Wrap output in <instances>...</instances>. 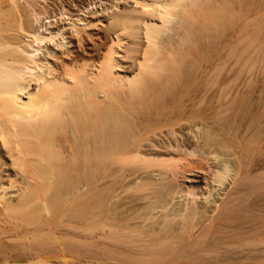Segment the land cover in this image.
I'll return each instance as SVG.
<instances>
[{"label": "bare ground", "instance_id": "bare-ground-1", "mask_svg": "<svg viewBox=\"0 0 264 264\" xmlns=\"http://www.w3.org/2000/svg\"><path fill=\"white\" fill-rule=\"evenodd\" d=\"M109 1L103 12L72 19L71 5L80 12L91 4L0 0V259L5 264H165L167 255L158 251L165 241L151 233L158 228L159 213L173 203L164 218L188 221L198 213L209 221L224 208L223 197L211 198L212 188L201 191L211 184L222 188L230 164L221 153L214 159L213 179L201 184L197 173L204 172L202 164L190 161L183 173L184 157L179 156L182 171L173 166L177 160L170 155L187 154L191 144L205 147L208 154L216 152L209 150L215 147L209 142L208 114H197L194 98L182 100L181 94L182 102L176 101L172 93L189 76L202 81L215 77L220 79L217 103L222 110L227 63L237 66L244 59L261 58L264 0ZM172 95L175 111L168 102ZM85 174L93 177L91 183L82 181ZM104 174L115 182L136 178L134 186L146 189L136 201L144 203H136L129 223L116 228L106 221L115 215L110 201L112 209L107 208L105 217L99 213L94 225L105 222L108 229L100 226L83 253L82 229L70 215L76 216L88 199L93 207L99 198L104 201ZM236 176L230 192L237 188ZM176 178L182 183L171 191L169 182ZM160 192L165 199L158 200ZM191 197L190 203L179 201ZM145 208L151 211L149 217L141 212ZM226 223H216L220 238L230 231ZM194 227L184 224L185 230ZM190 232L183 244L193 241ZM41 240L53 245L37 247ZM18 241L24 242L22 248L15 246Z\"/></svg>", "mask_w": 264, "mask_h": 264}, {"label": "rangeland", "instance_id": "rangeland-1", "mask_svg": "<svg viewBox=\"0 0 264 264\" xmlns=\"http://www.w3.org/2000/svg\"><path fill=\"white\" fill-rule=\"evenodd\" d=\"M57 1L61 3L63 0H57ZM73 1L74 0H68V2H73ZM83 1L86 4L87 3L91 4L89 8L87 9L85 8V6H83L82 10L84 11L77 12L76 10H78V8H73V6L71 5L70 9L72 10L71 11L72 16H69V18L71 17H73L72 19L82 18L83 17L82 14L84 15L86 12L87 13L93 12V13L98 14L100 12H103L102 11L103 6L110 7L111 5V1L109 0H83ZM120 1L122 2L123 0H120ZM92 3H95V4H92ZM54 16L52 17V20L53 19L57 20V18H55ZM262 21L264 22V20ZM263 39L264 38H262V41H264ZM262 41H261V44H262ZM258 51H259L261 58L255 61L244 59L241 62V64L237 66L236 65L233 66L231 62L227 63L224 69L225 73L223 71L224 77L221 76L223 77V80H225L224 83L226 87L225 88L226 93L224 94L225 102H224V106L222 110H220V107L218 105L219 103H217L219 99L217 95L218 94L217 88L220 83V79L216 78L215 80V77L214 78L212 77L210 81L209 79L207 81H204V80L202 81L200 77H197L195 75L193 76L191 75L192 77L189 76L188 78L190 80L187 78L185 79L184 77L185 82L184 80H181L180 83L177 84V86L179 87L176 86V88L174 89V92L172 91L173 92L172 94L175 95L176 101L179 100V97H180L179 95L181 94H182L181 97H183L182 100H188L189 98L192 97L194 98L192 99L194 101L191 103L192 104L194 103V110L197 112V114L198 113L199 114L202 113L204 115L208 114L209 121L211 122L209 133H210V136H212L211 138L212 140L209 142L210 143L212 142L211 144L214 143L213 145L215 147L214 148L215 150L209 149V147L211 146L209 145L210 143L209 144L207 143L209 147L206 146V150L208 148L210 151L216 152V153L213 152V153L208 154V153H205L206 151L204 152L205 147H201V146L199 147L196 144V146L198 147L194 148L193 146H195V144L193 145L191 144L190 146H187V147H190V149L187 148L186 150L188 151L186 150L185 151L187 152V154H189L188 153L189 150L192 149V154H193L197 150V152L194 154V157H191L192 155L191 151H190V155H188L187 157L188 160H185L187 159L185 158L187 156L185 152H184L185 156L183 152H178V154L180 155H178L176 152L175 153L177 155L172 153V155H170L172 157L170 158L172 159L176 158L177 160V162L173 166L176 167L177 166L176 164L179 165L181 161H183V159L181 160L179 159V156L184 157V161L182 162L183 164L181 163V165H184L183 166L184 168L180 165H179L180 169L178 168L181 171L183 168V171H182L183 173L185 172L184 170L185 165L188 166L190 163L191 164L195 163V165L200 164L199 166L203 165L204 172L197 173L198 175L196 174V172H194L198 176L197 177L198 180L202 178V180H199L201 184V182L203 183L205 179H213L211 177L212 171H213L212 169L214 168V165H217V162L214 159L221 153V155H219L221 156V158L223 157L224 160L225 159L227 161L229 160L228 165L230 164L229 166L231 170L229 169L228 174L225 175L226 177L222 178L224 181V184L220 190H218L219 188L214 189L213 184H211V186L208 185V188L206 190L205 189L201 190L204 193H206L208 192L207 190H210V188H212L213 196L211 198L215 197L216 199H218V198L223 197L222 200H220V203L223 204L224 208L220 209L219 212L212 215L209 221H206L204 217L201 216V214H198V213H197L198 215L194 213L192 214V212L191 213L189 212V214H192L194 216L196 215V216L193 217L191 215L188 218V221H185V219L183 220V218H180V217L174 220H172L171 217H168L171 220H168L166 217L164 218L163 214L164 213L167 214L171 212L170 208L172 207L173 203L169 206V210H166L165 212L159 213L157 215L158 217H156L155 220L157 221L160 220V223L159 224L157 223L158 228L156 229V232L154 233L153 231H151V233L153 234V239L157 241L160 240L162 242L165 241L163 245H162V242L160 243V245H162L163 247L161 246L160 248L159 246V250H158L160 255H162L163 252L165 253L164 256L167 255L166 259H164V261L166 262V263L164 262L165 264L167 263L168 264H176V263L183 264L184 261L188 259H192V258L193 260L195 259L194 260L195 262L193 261V263H196V264H264V43L261 45ZM195 77H197L198 81ZM191 80H193V82ZM217 80H219L218 81L219 83L217 82ZM183 84H185L184 85L185 87L183 86ZM205 88L206 89L208 88L207 90L209 92L207 93L209 94L206 95L207 98L202 103V100L200 98ZM173 95L172 97L168 96V99H169L168 102H171L169 103L170 109L172 108L171 107V104H172L174 111H175L178 109V107L177 108L174 107L176 102H174V104L172 102L175 99L173 98ZM176 96L178 97V99ZM182 100L180 99L179 101L182 102ZM188 129L187 130L184 129V133L186 134L189 133L188 131L190 130ZM213 135H214V138H213ZM193 142L196 143V141H193ZM217 144L219 147L217 146ZM211 148L213 147L211 146ZM196 154L198 157L196 156ZM223 155H225V158ZM203 157H206V158H203ZM178 159L180 163H178ZM186 161H188L187 162L188 164H184L186 163ZM188 169L190 168L189 167L186 168V170ZM237 173H238V176H236L238 178L237 188L236 189L234 188L233 192H230L228 191L230 189V181L232 180V177L236 175ZM120 174L121 172L116 176L118 177L120 176ZM102 176L104 178V176H108V174L107 175L104 174ZM102 176L101 178L100 177L98 178L102 180L103 179ZM181 177L182 178L180 181H182L183 183L179 182L177 178L176 180H171L169 182L170 183L169 188L171 191H174V190L177 191V189L179 190V184L181 183H182L181 184L182 187L187 186L186 184H184L185 181H184L183 176ZM92 178L93 177L92 176L90 177L89 174L88 176L85 174L83 175V180H82V177L80 178V180L84 182L86 181L85 183L88 184V183H91ZM70 179L72 180L73 178H70ZM116 179H117L116 182L119 180L117 183L114 181L113 177H111L110 179L109 177L108 178L105 177L103 179L105 181L103 182L102 180L100 182V183L103 182L104 183L103 187H105V188L103 187L101 188L100 186L101 189H105V190H102L103 198L101 199H104L103 202H99L100 200L99 198V200L96 203V206L93 207V201L92 200L89 201L88 199L86 200V203L84 204L82 209L76 214V216L70 215L71 216L70 219L73 222L78 223L82 229L81 238H82V241L84 242L83 243L84 245L82 246L83 253L85 250L88 251L87 248L85 249L86 242H88L91 236L99 232L100 230L99 228L105 227L106 229H108L104 221L103 222L105 224L104 223L98 224L99 226L97 225L95 226L96 228H94V225L97 221L99 213L103 214L105 217L106 215L105 213L109 212L107 211L109 210L107 208H110L111 210L114 207V210H111V212L114 211V213L112 214H115L114 215L115 218L114 217L113 219L111 218V221L106 219V221L114 222L111 224H115L114 226H116V228L117 227L123 228L125 227L124 224L126 225L127 223H129L131 214L137 211L138 206L136 203H144V201L143 202L136 201L137 198L139 197L141 198L146 193L145 188L140 187L144 191L143 192L140 188L137 189L138 186L135 187L136 185H138L137 183L138 180H136V178H129V180L127 179L125 183L121 181L122 178H116ZM105 182L108 184H105ZM109 182L111 184L110 186H109ZM206 182L208 181L206 180ZM123 183L124 185H122ZM177 184H178V187H177ZM125 185H127L128 187ZM129 185L131 186L129 187ZM125 187L127 188V191L129 190L128 192L123 190ZM219 192L224 193V194L219 196L218 194ZM159 194H161L160 197L156 195L158 200L165 199L162 196L163 192L162 193L160 192ZM113 195H117V196L119 195V196L115 197V199L109 198L110 196L112 197ZM178 200L179 199H177L176 201ZM183 200H185L184 203H190V201H192V197L186 198V199L183 198L182 200H179V201H183ZM109 203L111 204L114 203L115 206L112 205L111 206L112 208H111L109 207L110 206ZM134 203H135V206H134ZM141 212L143 213L144 216L149 217L151 211L150 209L145 208ZM107 217H108V213H107ZM163 218L165 220H163ZM155 222L156 221H153V223ZM225 222H227L226 225L227 227L229 226L228 231H229V228H230V231L227 234L225 233L224 237L220 238V236H218V234L215 233V230L217 231L216 223H225ZM188 223L195 225L196 227H194L192 230H188V229L185 230L184 224H188ZM207 226L208 228H205ZM159 227H162V228L160 229ZM151 228L152 226L147 224L146 229L150 230ZM175 229H178V230L175 232ZM189 231H191L190 233L193 234L192 238L194 242L193 241L189 243L185 242V244H187L185 245L183 244V241H186L185 238L187 237V234ZM44 241L47 242L46 240H41L40 241L41 243L39 241H36V245L37 244L41 246L42 245L49 246L50 244H51L50 246L53 245L51 241L50 242L48 241L47 244L43 243ZM23 244H24L23 241L15 242L16 247L22 248ZM184 247H187V248H184ZM173 248L175 249L177 248V249L175 250ZM106 250L104 251L105 253H106ZM160 251L161 252L163 251V252L161 253ZM172 251H174L175 254ZM176 252L179 253L178 254L179 256L177 255ZM171 253H173L172 257L170 256ZM106 254H108V252ZM180 256L181 258L182 257L183 258L181 259ZM223 256L226 258H224ZM168 257L170 259H168ZM176 258L178 259V261L176 260ZM198 260L199 262L197 263L196 261ZM186 262L184 263L187 264L188 262L187 263ZM134 263H131V264H134ZM0 264H5L4 258L0 259ZM188 264H191V263H188Z\"/></svg>", "mask_w": 264, "mask_h": 264}]
</instances>
